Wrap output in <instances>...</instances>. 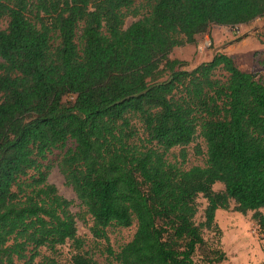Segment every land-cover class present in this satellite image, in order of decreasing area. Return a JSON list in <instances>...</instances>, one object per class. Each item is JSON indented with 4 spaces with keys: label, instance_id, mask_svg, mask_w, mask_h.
<instances>
[{
    "label": "trees",
    "instance_id": "trees-1",
    "mask_svg": "<svg viewBox=\"0 0 264 264\" xmlns=\"http://www.w3.org/2000/svg\"><path fill=\"white\" fill-rule=\"evenodd\" d=\"M261 17L264 0H0V264H65L52 255L66 242L67 264H95L70 202L46 182L47 155L68 141L58 169L91 237L107 244V227L134 228L104 247L110 263L223 261L202 232L217 231L230 201L264 235V79L221 53L191 70L167 57L211 25ZM132 117L151 148L128 144ZM196 137L204 163L183 169ZM173 148L178 164L165 158Z\"/></svg>",
    "mask_w": 264,
    "mask_h": 264
},
{
    "label": "rangeland",
    "instance_id": "rangeland-1",
    "mask_svg": "<svg viewBox=\"0 0 264 264\" xmlns=\"http://www.w3.org/2000/svg\"><path fill=\"white\" fill-rule=\"evenodd\" d=\"M135 18L127 17L125 19V26L134 21ZM5 20L0 21V29L4 28ZM228 32L233 36H240L242 31L238 28L237 31L228 28ZM258 33V34H257ZM257 40L264 38V33L257 32ZM198 46L194 47H176L173 48L168 54L169 59H178L184 63L182 69L191 70L199 63L208 61L212 56L211 48L208 39L198 38ZM204 40L205 44H202ZM264 41V39H262ZM239 51H243L239 48ZM262 54L256 52L255 60H249V57L243 56V69H247L251 73H256L264 79V68L258 65L261 60ZM243 55V54H242ZM257 61V62H256ZM69 101L70 98L64 99ZM130 127L132 136L128 139V144L135 147L138 151H143L151 148L150 144L145 142V134L143 127L136 117L130 119ZM73 145L70 141L65 144L62 149L52 150L47 155V164L50 168L47 171L46 182L52 185L57 191L58 195L70 202L68 210L74 216L76 227V234L78 238L83 241L82 250L86 251L89 256L95 261V264H114L110 263L103 255L104 247L109 245L113 251H116L121 245L126 243L133 233V226L129 228H119L110 226L105 229L108 243L102 240L93 239L88 231L91 225L90 218L84 213V209L80 206L71 188L65 184L62 174L58 169V161L67 148H72ZM197 150L200 153H197ZM179 148L169 150L166 155V160L170 163H180ZM185 153V161L181 168L187 169L192 166H202L204 163L203 153L205 151L202 141L196 137L192 143L183 148ZM214 191H221L220 184L213 185ZM198 204L197 214L194 218L196 223L202 220V211L205 206V201L198 197L196 199ZM259 213L264 214V209H259ZM253 211L240 214L234 211L232 201L229 202L227 210H217L214 215V222L217 226V231L204 230L202 232L204 240L212 247L219 249L224 253L225 259L217 264H261L264 261V235L258 232L257 226L252 219ZM42 255H49L44 249H40ZM73 254L70 242L57 246L53 257L60 263L67 264L70 256ZM38 259L35 260V263Z\"/></svg>",
    "mask_w": 264,
    "mask_h": 264
},
{
    "label": "crops",
    "instance_id": "crops-1",
    "mask_svg": "<svg viewBox=\"0 0 264 264\" xmlns=\"http://www.w3.org/2000/svg\"><path fill=\"white\" fill-rule=\"evenodd\" d=\"M244 36L241 40L235 41L239 36H233L228 32L227 27H220L211 25L207 32L203 34L201 39H208L211 48L212 55L215 53H221L232 58L235 66L238 70L245 73H251L247 69H243V56L249 57V60H252L254 53L260 52L264 54V38H258L261 41L257 40V32L264 33V17L257 18L251 22L238 26ZM257 33V34H256ZM198 38H196V43L194 45H186L188 47L198 46ZM202 44H205L204 40ZM239 48H242L243 51H239ZM243 54V55H242Z\"/></svg>",
    "mask_w": 264,
    "mask_h": 264
},
{
    "label": "built area",
    "instance_id": "built-area-1",
    "mask_svg": "<svg viewBox=\"0 0 264 264\" xmlns=\"http://www.w3.org/2000/svg\"><path fill=\"white\" fill-rule=\"evenodd\" d=\"M231 30H234V31H237L238 29V26H233V27H230Z\"/></svg>",
    "mask_w": 264,
    "mask_h": 264
}]
</instances>
